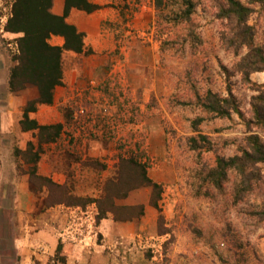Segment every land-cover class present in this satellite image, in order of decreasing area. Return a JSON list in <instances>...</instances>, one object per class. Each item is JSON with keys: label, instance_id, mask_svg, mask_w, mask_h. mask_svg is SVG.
<instances>
[{"label": "rangeland", "instance_id": "rangeland-1", "mask_svg": "<svg viewBox=\"0 0 264 264\" xmlns=\"http://www.w3.org/2000/svg\"><path fill=\"white\" fill-rule=\"evenodd\" d=\"M177 1L166 0L158 10L154 0H113V21L104 26L109 38L100 42L108 49L98 55L91 49L77 56L64 52L61 57L66 75L73 69L84 71L89 64L103 66L95 77L82 73L80 84L57 92L65 125L79 132L69 142L74 146L69 161L75 164V191L98 198L120 159L131 157L146 166L148 177L161 188L157 209L149 204L151 187L114 201L118 207H144L138 227L124 236H106L96 228L94 204L73 217H93L92 227L84 226L83 236L67 235L74 219L65 227V240L83 241L91 264H101L94 256L98 246L105 247L109 264H264V220L252 212L264 208V163L259 164V188L238 202L235 171L228 172L222 192L203 182L219 158L240 153L249 135L257 134L264 144V130L248 128L256 92L240 74L229 77L223 70L233 71L235 57L222 46L226 22L218 18L215 3L193 0L191 21L186 23L174 20L180 10ZM13 2L0 0V109L10 94L25 97V111L36 107L39 91L30 84L18 92L8 87L17 65V38L22 36L5 31ZM251 8L248 23L256 26L260 41L264 7ZM188 28L198 39L189 38ZM250 81L264 84V72L251 74ZM207 92L220 98L233 94L239 113L218 117L205 111L194 97L203 98ZM63 98L67 101L62 103ZM58 125L61 130V124L52 126ZM23 157L34 160L31 152ZM56 261L64 264L59 255Z\"/></svg>", "mask_w": 264, "mask_h": 264}, {"label": "trees", "instance_id": "trees-1", "mask_svg": "<svg viewBox=\"0 0 264 264\" xmlns=\"http://www.w3.org/2000/svg\"><path fill=\"white\" fill-rule=\"evenodd\" d=\"M218 11V18L225 21L226 30L221 36L223 48L235 57L233 71L223 70L230 77L234 72L241 75L243 81L250 85L256 95L251 97L250 116L248 128L264 130V84L251 83L250 75L256 72H264V37L258 40L255 25H249L248 21L253 13L252 5L259 4L264 7V0H212ZM179 13L174 15V20L189 23L194 10L193 0H179ZM166 4V0H154L156 9L160 10ZM53 0H14L11 9V17L8 19L5 31L14 34H22L17 38L18 55L15 57L17 65L11 69L8 87L11 92L24 89L25 84L38 88L39 97L34 104H51L53 92L62 84L63 74L61 57L64 51L82 53L84 51L83 34L68 24L65 19L72 9L92 13L98 6L90 0H64L62 16L51 12ZM189 38L194 37L190 30ZM51 36H60L64 39L62 47L51 46L48 39ZM198 39L197 37H194ZM200 106L218 117L229 116L230 112H238L239 107L233 94L220 98L217 94L207 92L206 96L194 97ZM26 108L22 129H38L40 141L55 140L60 131V126H38L36 122L29 120L27 113L34 111ZM34 161V160H33ZM264 163V144L257 134L246 138L245 147L239 154L231 158H219L215 167L210 169L203 178L215 190L222 192L224 182L230 170L238 176V187L234 192L235 202L244 198L259 188L262 182V173L259 164ZM30 182L37 189L45 186L48 189L46 204H65L67 206L86 207L95 204L97 209L96 220L106 218L108 215L116 222H132L143 215L142 205L118 207L114 201L126 198L130 192L142 188L151 187L152 196L149 204L158 208V200L161 188L147 175L146 166L134 158L120 159L113 177L106 180L102 193L98 198L78 197L72 194L66 185H57L49 179L36 175L35 169H30ZM259 221L264 220V208L252 211Z\"/></svg>", "mask_w": 264, "mask_h": 264}, {"label": "crops", "instance_id": "crops-1", "mask_svg": "<svg viewBox=\"0 0 264 264\" xmlns=\"http://www.w3.org/2000/svg\"><path fill=\"white\" fill-rule=\"evenodd\" d=\"M90 1L98 6L97 10L85 13L72 9L65 21L83 34L84 51L91 49L98 55L103 49H108L100 42L107 40L104 37L109 38L104 26L113 21L110 18L113 0ZM63 11L64 0H53L52 13L62 16ZM48 42L51 46L62 47L64 39L51 36ZM64 52L76 56L85 54ZM102 70L103 66L89 64L84 71L73 69L67 71V75L63 72L61 85L65 86L55 88L52 103L37 104L34 111L27 113L28 119L38 126L62 125L58 137L53 141H40L38 129H22L21 122L24 121V108L27 105L24 96L8 94L3 101L4 107L0 109V264H58V255L63 258L64 264H91L93 259L85 249L84 242L67 243L64 233L65 227L76 219L73 217H77L78 212L89 211V205H47L48 189L45 186L36 189L30 182L29 172L35 169L37 176L47 178L57 185H66L75 196L90 197L89 192L79 194L74 188L75 164L69 161L73 157L70 153H73L74 146L69 142L79 132L75 134L78 129L74 130L73 126L68 129L65 125V120L58 112L60 102L57 92L61 89L64 91L67 85L76 87L80 84L78 77L82 73L90 78ZM66 101L67 98L62 99V103ZM62 136L68 137V141L65 138L62 140ZM84 148L85 145L81 146V149ZM28 152L32 153L34 161L23 157ZM97 222L96 228L100 232L113 237L124 236L126 230H133L139 224L137 220L116 222L110 215ZM104 248L98 246L95 250L98 254L94 256L100 257L101 264H109Z\"/></svg>", "mask_w": 264, "mask_h": 264}, {"label": "built area", "instance_id": "built-area-1", "mask_svg": "<svg viewBox=\"0 0 264 264\" xmlns=\"http://www.w3.org/2000/svg\"><path fill=\"white\" fill-rule=\"evenodd\" d=\"M83 113V110H80L79 111V114ZM90 219V220H89ZM94 222L93 220V217L92 218H89V217H86V218H83V217H78L76 218V220L74 221V224L73 226L69 227L68 231H67V235H79V236H83L84 233L86 231V229H84V226H87V229L91 228V223ZM75 228V229H73ZM82 241V240H80Z\"/></svg>", "mask_w": 264, "mask_h": 264}]
</instances>
